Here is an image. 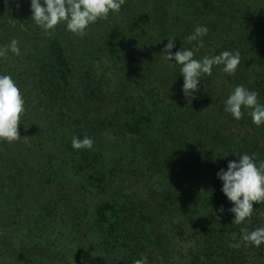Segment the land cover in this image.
<instances>
[{
	"label": "rangeland",
	"instance_id": "obj_1",
	"mask_svg": "<svg viewBox=\"0 0 264 264\" xmlns=\"http://www.w3.org/2000/svg\"><path fill=\"white\" fill-rule=\"evenodd\" d=\"M263 1L238 0L231 19L228 12L209 10L202 0H125L119 12L98 20L80 36L67 31L63 22L50 34L36 26L30 0H0V46L15 38L21 49L19 56L9 52L0 58V72L13 75L22 95L34 90L38 55L55 34L72 64L65 98L35 108L30 103L34 97H24L21 138L0 142V264H127L141 256H147L149 264H176L194 243L187 236L194 212L179 209L178 201L206 194L208 154L215 145L212 130L227 126L226 132L245 140L246 149L264 133V125H255L247 114L249 109H243L240 120L224 111L236 85L256 90L252 85L263 66L249 61L250 53L240 54L234 74L224 73L223 65L213 66L211 75H202L194 96L186 97L180 66L162 59L167 33L171 30L176 40L173 52L193 48L197 59L224 50L241 52L245 39L252 41L264 29V17L248 18ZM153 16L162 24L154 23ZM175 16L190 24L176 27ZM198 24L207 25L209 32L204 47L196 50L197 42L184 38ZM147 56L158 61L151 69L157 80L145 76ZM149 81L165 103L176 101L172 115L179 118L169 128L130 140L123 129L105 120L115 111L148 101ZM93 87L107 91L108 98L96 105ZM259 99L264 103V93ZM125 103L129 106L123 108ZM186 120L189 123L183 124ZM73 135L91 137L94 146L73 149ZM258 142L263 146L264 138ZM99 165L108 173L104 182L98 179ZM106 201L146 215L142 221L134 217L135 227H127L135 231L132 238L125 240L117 228L116 219L127 211L108 209L109 220L99 225L98 206ZM202 211L204 217L209 215V210Z\"/></svg>",
	"mask_w": 264,
	"mask_h": 264
},
{
	"label": "trees",
	"instance_id": "obj_2",
	"mask_svg": "<svg viewBox=\"0 0 264 264\" xmlns=\"http://www.w3.org/2000/svg\"><path fill=\"white\" fill-rule=\"evenodd\" d=\"M202 1L206 7L209 6V10L216 9L219 13L228 12L231 14L230 18H234V8L237 7L238 0ZM161 12L167 16L169 14L166 11L163 12V9ZM252 17L256 19L264 17V1L258 8L254 9L249 14L248 18L252 19ZM153 18L154 23L162 24L158 16H153ZM173 20L176 27L180 26V22L190 24L189 19L180 18L179 16L173 17ZM167 34L169 37H174L171 30H169ZM43 50V54L38 55L37 80L34 85V90L31 89L28 93L23 95V97H29V95L34 97L30 103L34 105L35 108H38L43 103L48 106L60 102V100L65 98L70 89L69 74L72 71V64L66 55L65 45L61 37L55 34L49 38ZM249 53L251 54L249 61H253L257 66H263L260 69L261 75L259 74V78L252 86L258 92L264 93V74L262 72L264 71V29L262 31L258 30L254 34L252 41L249 42V40L245 39L240 54L244 56ZM156 63H158V61L154 57L149 59L147 56L145 67V76H147V80H157L151 73V69ZM152 83L150 81L147 82L146 91L148 101L141 107L132 104L129 110L126 109L123 111L124 113L121 112V114L115 111L113 117H108L105 120L123 129L130 136V140H135L140 135L147 134V132L151 130L158 131L159 129L161 130V128H169L172 123L179 118L176 117V115H172L174 110H177L176 101L172 99V103H165V96H160V92L156 91L155 85L152 86ZM90 92H92L91 95L95 101L93 102L96 105L104 102L103 98H108L107 91H103L101 87H93ZM126 106L129 105L125 103L123 108H126ZM170 106H173L174 109L172 110ZM161 117L164 118L161 119ZM187 122L189 123V121L186 120L183 124ZM191 125H193V123H191ZM195 126L197 128L200 125L196 123ZM225 129H227V126H219L212 130V139H214L215 145L212 147L211 153L208 154V157L210 156V163L207 169L208 176L206 178V183L208 185L205 189L206 194L201 198L194 197L193 195L190 198H180L178 201L180 202L179 209H189V211L194 212L192 215L194 219L191 227L192 229L188 232L189 235L187 234L190 240H194V243L189 246L186 252H181L180 258L176 264H264V243L259 247L246 245L242 240L241 233V229L251 231L257 227L264 226V203L253 202L254 208L256 209H254L252 216L241 224H234V214L227 211V209L232 207V203L221 191L223 182L217 177L219 169H226L228 161L238 160L239 155H242V153H255L257 160H264V145H257L258 140L264 138V133L259 134L257 137L255 136L253 140L248 143L249 148L246 149L247 143H244L245 140L240 139L238 134L235 136L232 131L228 130V132H226ZM117 151L121 153L120 150ZM139 151L140 149H138L137 152L139 153ZM234 152L240 153L237 154ZM119 158L121 160L120 156ZM113 161L114 163H118L119 159L114 158ZM112 168L114 169L115 167L113 166ZM106 171L107 170L102 167V165H99L97 168V172H99L98 179L103 180L101 182H104V179L108 175ZM118 178L122 179L120 175ZM221 203H223L225 212L221 213L219 217H216V208L220 206ZM108 209L118 213L127 211L125 212L127 214H124L123 217H118L116 219L119 234H121L120 236L125 240L132 238L130 233H135L134 230L129 231L127 228L131 225L135 227L134 224L136 223L132 224L134 217H136L138 221H142L143 218H146V215L143 213L137 215L135 212L129 211L125 205H118L106 201L105 203H101L97 210V214H99L97 221H99L100 226L105 225L109 220L110 216L107 213ZM202 209L206 211L209 210L210 216L205 215L207 217H204V214H202L204 211H202ZM102 231L103 227H101V232ZM125 232H127L126 235H124ZM133 238L135 239V237ZM236 242L240 243L241 246L239 248L230 247V244ZM136 243L138 244L139 241H136ZM113 246L115 245H112V248ZM127 264L134 263L132 259H130ZM166 264H171L170 260H166Z\"/></svg>",
	"mask_w": 264,
	"mask_h": 264
},
{
	"label": "clouds",
	"instance_id": "obj_3",
	"mask_svg": "<svg viewBox=\"0 0 264 264\" xmlns=\"http://www.w3.org/2000/svg\"><path fill=\"white\" fill-rule=\"evenodd\" d=\"M125 0H30L32 20L46 33L64 23L66 30L80 36L87 33L90 25L98 20L107 19L110 13L119 12ZM209 32L207 25L198 24L186 38L189 43L196 41L194 48L204 47L203 37ZM176 48V40L168 37L164 46L162 59L169 66L179 65V73L183 74L182 91L186 97H193L198 90L201 77L211 75L213 66L223 65L224 73L234 74L240 64L241 55L238 50H224L218 55H205L195 58L193 48ZM11 52L21 55L19 41L12 39L9 44L0 46V58ZM260 93L249 89L243 84L236 85L225 100L224 111L231 114L235 120L244 117L245 111L257 126L264 125V103L260 102ZM26 111L25 100L20 86L10 73L0 72V142H13L20 139L19 125L22 114ZM73 149H91L94 140L89 136L83 138L73 135ZM239 154L240 152H234ZM217 177L223 182L221 191L232 203L227 209L234 214L233 223L241 224L253 214L254 203H264V160H257L255 153H242L238 160H229L227 168H221ZM224 213L223 205L217 210ZM242 240L246 245L259 247L264 243V226L251 231L241 229ZM240 243H232L230 247L239 248ZM134 264H149L147 256L134 260Z\"/></svg>",
	"mask_w": 264,
	"mask_h": 264
}]
</instances>
